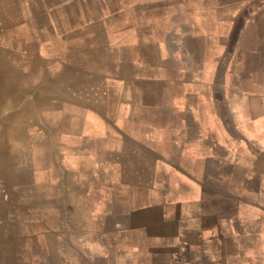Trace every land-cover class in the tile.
<instances>
[{"label":"crops","instance_id":"crops-1","mask_svg":"<svg viewBox=\"0 0 264 264\" xmlns=\"http://www.w3.org/2000/svg\"><path fill=\"white\" fill-rule=\"evenodd\" d=\"M0 264H264V0H0Z\"/></svg>","mask_w":264,"mask_h":264}]
</instances>
